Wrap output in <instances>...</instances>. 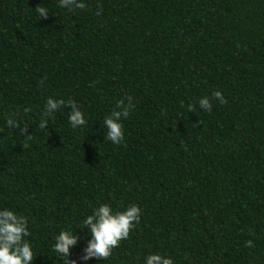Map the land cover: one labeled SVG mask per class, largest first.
I'll return each instance as SVG.
<instances>
[{"label":"trees","instance_id":"trees-1","mask_svg":"<svg viewBox=\"0 0 264 264\" xmlns=\"http://www.w3.org/2000/svg\"><path fill=\"white\" fill-rule=\"evenodd\" d=\"M79 2L0 0V210L27 217L33 264L68 259L52 250L67 229L76 264H264V0ZM128 96L116 145L103 121ZM48 98L74 100L86 124L61 107L40 129ZM101 204H135L141 222L84 261Z\"/></svg>","mask_w":264,"mask_h":264},{"label":"clouds","instance_id":"clouds-1","mask_svg":"<svg viewBox=\"0 0 264 264\" xmlns=\"http://www.w3.org/2000/svg\"><path fill=\"white\" fill-rule=\"evenodd\" d=\"M59 6L61 8L85 9L86 4L79 2V0H60ZM35 12L40 18L47 19L49 14L44 6H37ZM101 13L98 11L97 15ZM125 99L127 103H125ZM125 99H120L116 102L115 109L108 115L103 124L107 131L105 133V140L119 145L124 140V125L120 122L121 118H127L134 105L132 97L128 96ZM211 99L219 100L220 104H225L220 91H214ZM201 109L211 112L212 104L210 98L205 96L199 100ZM61 107H69L71 109L69 114V122L73 129L86 124L84 113L80 110L76 102L72 99L54 100L48 98L46 102V109L44 117L39 123L40 129H47V117L52 116ZM190 112L195 110V105H189ZM30 109H24L27 113ZM19 113H15L12 118H8L6 123L9 127H19L16 117ZM200 124V121H199ZM25 140H31L32 135L28 134V129L25 126L21 129ZM141 209L139 206L132 204L124 211H113L111 205L101 204L97 207L91 215H88L83 221V228L89 230V243L84 249L82 260L88 261L92 258L108 260L113 253V249L120 246V242L127 240L131 231L141 220ZM30 235L28 231L27 217L17 215L14 211L7 208L0 210V264H33L34 254L31 243L25 238ZM79 237L74 235L71 229L60 231L55 239L53 251L58 253L61 258L67 257L63 264H76V261H70V249L73 248ZM247 247H254L251 240L246 242ZM146 264H174L172 258H166L160 254H151L146 258Z\"/></svg>","mask_w":264,"mask_h":264}]
</instances>
